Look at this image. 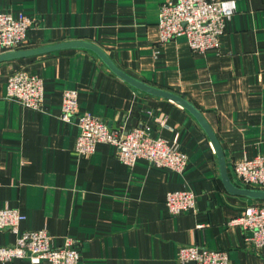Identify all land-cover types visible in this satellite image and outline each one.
Here are the masks:
<instances>
[{
  "label": "crops",
  "instance_id": "1",
  "mask_svg": "<svg viewBox=\"0 0 264 264\" xmlns=\"http://www.w3.org/2000/svg\"><path fill=\"white\" fill-rule=\"evenodd\" d=\"M166 1L0 0V12L34 21L18 50L88 41L127 75L192 103L220 144L231 183L250 188L233 165L264 157V0H234L219 48L204 53L193 52L184 36L159 41L156 22ZM19 69L42 79L41 110L6 98L7 76ZM67 89L77 91L78 113L115 130L149 129L176 145L187 157L184 171L143 158L128 166L106 143L77 155L76 116L69 123L59 118ZM183 188L195 194V209L171 215L165 195ZM263 202L225 186L215 149L186 108L132 85L92 50L65 47L0 61V208L24 215L19 231L44 228L55 246L71 239L80 264H180L179 247L190 244L224 249L230 264H264V245L231 223ZM15 238L0 231V245Z\"/></svg>",
  "mask_w": 264,
  "mask_h": 264
},
{
  "label": "built area",
  "instance_id": "2",
  "mask_svg": "<svg viewBox=\"0 0 264 264\" xmlns=\"http://www.w3.org/2000/svg\"><path fill=\"white\" fill-rule=\"evenodd\" d=\"M234 11V0H168L161 4L156 22L159 41L184 36L193 52L217 50L224 34L225 21ZM33 22L23 13L14 17L0 12V54L20 48ZM5 96L24 107L41 110L43 81L36 74L23 69L13 71L6 79ZM74 116L78 128L74 143L77 155H90L97 143H106L115 148L117 159L128 166L143 158L157 167L182 173L187 165L186 155L176 145L161 137H151L149 129L115 130L109 128L100 117L88 112L78 113L77 91L67 89L61 95L59 118L69 123ZM164 120L161 117L158 122L164 123ZM233 174L245 186L264 190V157L256 155L235 162ZM164 203L171 215H179L195 209L196 196L188 188L168 191ZM23 219L24 215L15 208H0V231L16 233L13 243L0 245V263L26 258L31 263L45 260L49 264H80V255L72 247L71 239L61 246H55L52 236L44 228L19 231ZM231 223L249 230V240L253 245H264V202L249 204ZM177 260L180 264H230L226 250L197 244L181 245Z\"/></svg>",
  "mask_w": 264,
  "mask_h": 264
},
{
  "label": "water",
  "instance_id": "3",
  "mask_svg": "<svg viewBox=\"0 0 264 264\" xmlns=\"http://www.w3.org/2000/svg\"><path fill=\"white\" fill-rule=\"evenodd\" d=\"M65 47H80V48H86L89 50H92L95 52L99 57L106 63V65L113 70L116 74L121 76L123 79L131 83L132 85L155 95L163 96L166 98H170L177 102L178 104L182 105L184 108H186L194 117L195 119L199 122V124L202 126V128L205 130L207 133L218 158L219 166H220V174L223 180V183L227 188H229L233 192L237 193H242L247 195L248 197L251 198H256V199H264V190L262 189H256V188H238L234 186L231 181L229 180V177L226 172L225 168V162L223 158V153L220 147V144L213 133L212 129L206 122L205 118L203 115L200 113V111L189 101L184 99L183 97L176 95L174 93L156 88L154 86L148 85L140 80H137L120 69H118L112 62L111 60L106 56V54L96 45L93 43H90L88 41H83V40H76V41H67V42H60V43H55L51 45H46L42 47H36V48H31V49H20V50H13V51H8L5 53L0 54V61H4L7 59H12V58H17V57H22V56H27V55H32V54H39L43 52H48V51H53V50H59Z\"/></svg>",
  "mask_w": 264,
  "mask_h": 264
}]
</instances>
